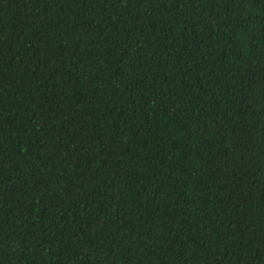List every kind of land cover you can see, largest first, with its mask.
<instances>
[{
    "label": "trees",
    "instance_id": "1",
    "mask_svg": "<svg viewBox=\"0 0 264 264\" xmlns=\"http://www.w3.org/2000/svg\"><path fill=\"white\" fill-rule=\"evenodd\" d=\"M0 264H264V0H0Z\"/></svg>",
    "mask_w": 264,
    "mask_h": 264
}]
</instances>
